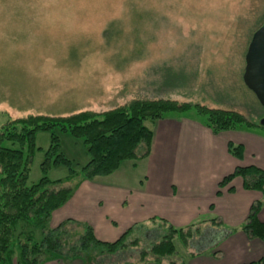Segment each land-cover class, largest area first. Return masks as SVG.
<instances>
[{"label":"rangeland","instance_id":"374dc122","mask_svg":"<svg viewBox=\"0 0 264 264\" xmlns=\"http://www.w3.org/2000/svg\"><path fill=\"white\" fill-rule=\"evenodd\" d=\"M263 22L264 0H0V132L9 121L30 114L101 112L136 99L159 98L237 110L260 122L264 106L244 83L243 73L249 43ZM182 114L206 122L195 110ZM146 124L152 129L156 125ZM241 128L264 134L261 127ZM61 141L77 169L89 161L82 140L63 134ZM50 142L48 131L36 135L30 185L44 175ZM130 163L119 169L121 180L132 182L147 170L146 164L134 170ZM68 172L66 166H52L46 175L57 180ZM207 218L189 225L195 233L189 242L175 238L176 251L167 260L190 264L192 255L202 260L217 255L199 248ZM212 222L215 230L231 228ZM63 223L55 232L63 241L61 254L45 253L42 264H101L105 246H80L85 227L91 225L88 219ZM152 224L131 227L125 250H149L159 235L170 232V222ZM234 250L230 245L219 258L230 259L239 252Z\"/></svg>","mask_w":264,"mask_h":264},{"label":"trees","instance_id":"16d2710c","mask_svg":"<svg viewBox=\"0 0 264 264\" xmlns=\"http://www.w3.org/2000/svg\"><path fill=\"white\" fill-rule=\"evenodd\" d=\"M189 110L205 116L206 125L214 133L245 126L264 129L260 122L250 121L237 110L207 108L166 98L136 99L109 110H87L68 116L30 114L5 124L0 132V264H42L45 253L61 254L63 241L55 232H59L64 223L51 227L52 214L67 204L83 181L109 176L124 162L147 157L154 137V130L147 121L156 123L172 112ZM41 131L50 133L51 142L42 163L44 175L39 182L30 185L28 179L37 149L36 135ZM63 134L82 140L86 146L90 159L80 169L63 151ZM228 148L232 155L243 158L242 145L230 142ZM60 165L67 167L68 175L50 179L47 171ZM237 176L243 178L247 190H258L264 195V169L255 165L239 166L220 182V188ZM233 190L231 187L230 191ZM218 194H221L220 190ZM262 206V200L252 204L241 230L250 238L264 241V221L259 216ZM85 229L80 246L83 249L95 244L105 246L101 264H118V259L119 264H147L149 256H153L151 264H185L166 258L176 251L175 238L187 243L195 235L191 231L192 225L177 228L170 224V232L159 235L160 240L149 250H125L129 247L125 243L128 231L116 241L108 242L97 238L91 225ZM261 262L264 258L248 264Z\"/></svg>","mask_w":264,"mask_h":264},{"label":"crops","instance_id":"0c3cea01","mask_svg":"<svg viewBox=\"0 0 264 264\" xmlns=\"http://www.w3.org/2000/svg\"><path fill=\"white\" fill-rule=\"evenodd\" d=\"M239 129L214 133L205 121L194 116L182 113L165 116L153 129L150 154L130 163L134 170L139 163L148 165L140 175L144 179L139 176L132 182L121 180L118 169L101 179L83 181L67 204L52 214L51 226L57 227L67 219L81 220L83 216L97 238L113 242L137 224L150 225L162 219L173 226L185 227L204 216L208 222L200 228L205 226L206 230H202L199 248L200 251L212 249L217 255L205 260L200 255H192L190 264L261 261L264 241L250 238L241 230V225L257 200L263 201L259 216L264 221L263 193L247 190L241 176L223 188L219 186L239 166L255 165L264 169V134ZM230 142L243 146L242 159L229 152ZM86 208H91L88 214L79 212ZM213 219L231 228L212 229ZM230 245L234 246V253L239 252L221 260L219 256L225 257Z\"/></svg>","mask_w":264,"mask_h":264},{"label":"water","instance_id":"95a60500","mask_svg":"<svg viewBox=\"0 0 264 264\" xmlns=\"http://www.w3.org/2000/svg\"><path fill=\"white\" fill-rule=\"evenodd\" d=\"M245 62L243 81L264 106V22L252 36ZM260 123L264 126V118Z\"/></svg>","mask_w":264,"mask_h":264}]
</instances>
